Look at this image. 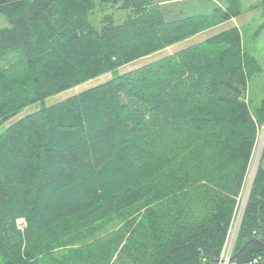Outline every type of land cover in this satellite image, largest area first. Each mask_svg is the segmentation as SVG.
<instances>
[{
  "label": "trees",
  "instance_id": "1",
  "mask_svg": "<svg viewBox=\"0 0 264 264\" xmlns=\"http://www.w3.org/2000/svg\"><path fill=\"white\" fill-rule=\"evenodd\" d=\"M230 1L190 13L184 0H0L11 21L0 27V61L17 55L0 67V126L237 15ZM80 42L90 49L75 51ZM261 70L233 28L68 97L56 117L43 107L0 131V264H217L264 123V98L252 108L244 93ZM121 157L128 178L108 187ZM116 218L123 225L100 234ZM261 253L264 157L236 258Z\"/></svg>",
  "mask_w": 264,
  "mask_h": 264
},
{
  "label": "rangeland",
  "instance_id": "2",
  "mask_svg": "<svg viewBox=\"0 0 264 264\" xmlns=\"http://www.w3.org/2000/svg\"><path fill=\"white\" fill-rule=\"evenodd\" d=\"M237 0H234L236 3ZM240 2L239 12L237 15H231L222 21H217L212 25L208 26L206 29L202 31H198L188 37L182 38L174 43H171L164 48L149 54L147 56L141 57L137 60H134L130 63H127L120 68L116 72H108L100 74L96 77L90 78L78 84L72 85L70 87L64 88L52 96L47 97L43 101H36L29 103L23 106L17 113L11 115L7 119L3 120V124L0 126V131L6 129L13 123L20 121L28 117L31 114H36L39 112L43 107L49 108L51 118L56 117L60 114L63 109L61 108L60 103H62L68 97L77 94L89 87L95 86L99 83H102L113 75L119 73H124L134 68H137L141 65H144L148 62L153 60H157L165 55L170 53H174L180 49H183L189 45L199 43L201 41L207 40L213 36L221 34L223 32H227L230 29L236 28L240 30L242 34V38L244 41V45L247 51L253 54L260 62L262 66V70L254 75L251 81L248 84V87L244 89V93L246 96L247 101L250 103L252 108L258 107L263 98H264V29H260V25L263 21L264 16V4L263 0H238ZM183 4L185 10L188 12H205L211 11L217 5H220L222 9L228 10L229 5H232L230 0H184V2L180 3ZM117 16L123 18L125 16L124 12L117 13ZM11 25L10 19L0 13V27H9ZM89 48L88 43H78L75 46V51L80 50H87ZM17 55L9 54L5 57V59L0 61V67H5L10 64L16 63ZM12 64V65H13ZM250 100V101H249ZM66 131H59L54 129L52 132L53 139H64L66 137ZM64 136V137H63ZM264 157V123L259 125L258 127V137L257 142L255 144L250 165L248 169V179L253 178L256 174L257 167L261 163ZM116 169L112 173L111 177L106 178L107 186L111 188H117L128 178V160L127 158L121 157L116 162L115 165ZM127 171V176H124ZM254 175V176H253ZM108 179V181H107ZM124 220L120 218H116L112 222H107L105 227L101 229L100 234H106L113 231H116L119 227L123 225ZM19 227L24 228L26 223L25 219L21 218L18 220ZM108 231V232H107ZM72 246H67L66 251L63 252V255L71 253L70 250L73 249L75 246H79L78 244H69ZM61 247V246H59ZM63 250V248H56L55 251ZM61 255H56V259H61ZM63 262H47L44 261V264H78L72 258L62 257Z\"/></svg>",
  "mask_w": 264,
  "mask_h": 264
},
{
  "label": "built area",
  "instance_id": "3",
  "mask_svg": "<svg viewBox=\"0 0 264 264\" xmlns=\"http://www.w3.org/2000/svg\"><path fill=\"white\" fill-rule=\"evenodd\" d=\"M248 175L249 174L247 173L243 188L237 198L217 264H264V253L254 256L246 261H240L236 258L237 242L245 216L247 199L254 178L248 179ZM253 233L255 235L258 234L256 231Z\"/></svg>",
  "mask_w": 264,
  "mask_h": 264
}]
</instances>
